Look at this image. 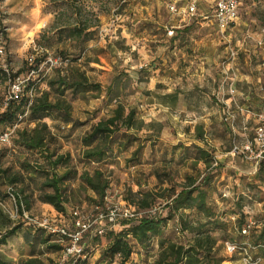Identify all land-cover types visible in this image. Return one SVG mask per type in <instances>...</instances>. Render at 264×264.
Returning <instances> with one entry per match:
<instances>
[{
    "label": "rangeland",
    "instance_id": "1",
    "mask_svg": "<svg viewBox=\"0 0 264 264\" xmlns=\"http://www.w3.org/2000/svg\"><path fill=\"white\" fill-rule=\"evenodd\" d=\"M215 1L201 2L199 15L190 19L184 13L190 0H0V114L5 112L8 79L26 74L30 68L28 60L32 57L37 60V66L44 65L38 78L37 92L40 94L50 90L48 82L58 70H66L80 55L83 59L77 65L92 83L102 87L101 91L78 96L67 93L66 99L72 105V123L66 124L56 113L43 121L55 138L47 149L56 157L65 158L57 171L63 174L71 170L74 173L64 184L69 198L67 216H59L55 211L46 212L42 203L37 201L40 186L45 180V176L39 174L35 181L27 182L34 191L32 206L28 209L24 205V212L15 210L13 214L3 211L1 234H5L6 228H23L28 223L25 215L34 221L47 219L54 226L72 229L69 218L73 212L90 216L94 204L104 208L129 205L125 200L130 190L134 193L160 192L161 188L183 184L188 176L198 178L199 183L205 182L204 173L211 158L228 152L235 139L230 125L224 121V99L230 97V87L223 88L224 81L231 79L239 94H244L235 98L237 104L243 105L246 104L243 98L247 90L244 83L247 77H251L256 84L251 91L256 99L251 108L256 114L264 113V0H239L240 17L229 41L222 39L210 18ZM173 4L179 13L170 12L169 6ZM80 15L90 19L95 26L89 31L92 33L86 41L69 40L66 36L61 39L59 28L76 22ZM206 17L210 19H204ZM172 27L175 31L173 37L168 32ZM231 49L238 53L234 61L230 60ZM87 59L92 62H87ZM49 60H57L58 63L50 69ZM116 77L125 88L119 99L117 92L111 98L107 95ZM54 99L52 94L51 100ZM117 100L124 104L127 113L135 108L138 120L145 126L140 131L122 129L110 141L113 152L109 151L105 161L98 164L88 162L84 159L86 148L83 138L94 125L113 114ZM211 107H214L212 116L219 120L205 128V120L210 119L206 113ZM215 111L220 112L214 114ZM237 123L238 114L235 125ZM159 125H162L161 130ZM35 127L36 123L26 117L18 130ZM199 128L203 129V139L212 142L211 147L204 145L210 155L206 164L197 160V149L203 145L199 139ZM5 129L0 125V133ZM236 138L237 143H243L238 134ZM17 140L18 137L9 144H0L1 167L19 170L26 160L30 164L35 165L38 161L47 166L41 153L20 148L16 145ZM139 147L140 153L134 156ZM185 149L189 152L183 155ZM234 166L230 172L243 176V179L240 177V187L236 183L229 184L227 177H223L221 186L213 180H207L204 185L208 205L226 224L224 230L213 232L218 240L216 257L222 261L221 264H243L238 255L229 253L228 244L248 241L257 247L254 254L261 259L259 264H264V244L258 238L264 227V176H249L253 171L251 168L250 172L244 173L239 168L236 170L240 165ZM96 169L105 172L111 182L104 202L94 201L97 197L93 192L80 188L82 173H93ZM223 174L226 176L227 171ZM226 186H229L231 195L225 200L221 193ZM8 188L10 186L0 180L1 198L7 199ZM12 188L19 193V187ZM156 206L159 208L157 217L166 220L163 235L146 245L132 239L133 255L127 264H155L163 239L183 245L193 239L191 234L183 232L179 216L168 219L170 209L166 201L160 199ZM145 212L139 211L143 217L147 216ZM184 214L191 222L199 217L196 210H188ZM247 221L248 224H256L259 228L257 234L251 229L249 236L241 235ZM135 224L137 222L132 225ZM27 228L40 234L35 242L37 257L44 264H63L62 252H49L41 244L50 233L45 229V232L38 230L33 223ZM128 229L116 226L113 231L107 229L103 236L93 231L85 241L88 260L83 264H121L119 257H105V251L111 243V232L120 233ZM4 251L9 252V247ZM27 260L28 257L21 258L19 264Z\"/></svg>",
    "mask_w": 264,
    "mask_h": 264
},
{
    "label": "trees",
    "instance_id": "2",
    "mask_svg": "<svg viewBox=\"0 0 264 264\" xmlns=\"http://www.w3.org/2000/svg\"><path fill=\"white\" fill-rule=\"evenodd\" d=\"M94 27L90 19L83 18L82 15H80L76 19V22L59 28L58 35L61 39L66 36L69 40L74 39L85 42L90 33H92L89 31ZM64 56L67 57V54H64ZM82 57L83 56L80 55L78 58L72 60V64L69 65L66 70L61 68L57 71L56 76L48 82L49 91L40 94L37 92L39 91V84L35 87L36 93L28 115V118L36 123L34 129L18 130V126L21 122L20 117L27 111V105L30 99L29 93L32 91L34 85L32 83L27 86L25 95L21 101L11 102V104L5 108V112L0 114V125L6 127L5 131L0 134L8 133L17 126L16 134L13 138L15 139L18 137L16 145L28 152L41 153L42 157L47 162V166L41 165L38 161L34 165L28 163L26 160L21 164L19 170H14L12 167L3 168L0 165V180L11 188L19 187L20 189L18 194L21 198L17 195L19 207L23 204V206L27 205V208L30 209L32 206V198L34 199V191L32 192L31 185L27 184V182L35 181L38 175L42 174V176H45V180L40 186L39 196L36 198L37 201L51 206L59 216H67L66 204L69 202V198L66 195L67 191L66 188L64 189V184L71 180L74 173L71 170L63 174L57 171V168L64 164L65 158L64 156L56 157L47 149L49 144L55 142V138L50 132L48 125L43 123V121L52 113H56L66 124L72 123V105L66 99L67 93L70 92L73 96H78L90 91H101V85L92 83L86 72L82 70L81 66L77 65L78 61L83 59ZM87 62H92V60L87 59ZM35 65L37 66V61ZM27 73L8 79V93L10 84L19 77H26ZM128 81L131 82V78L128 77ZM124 89L123 85L119 82V78L116 77L113 85L108 88L107 95L111 98L114 92H117V98L119 99V95L122 94ZM52 94L55 96L53 101L51 100ZM117 101V107L114 109L113 114L94 125L91 131L83 138V144L86 148L84 159L88 162L98 164L105 161L108 158L109 151L113 152L110 141L122 129L127 132L140 131L145 126L143 121L138 120L137 110L135 108H131L127 113L124 104H122L120 100ZM150 126L154 127L152 125ZM159 128L161 130L162 125H159ZM198 130L199 139L204 142L203 129L199 128ZM233 145L234 144L231 143L229 152L233 150ZM140 151L141 148L139 147L134 152V156H138ZM186 151V153L189 152L188 150ZM197 152L199 154L197 160L204 161L206 164V160L210 157L208 150L200 147L197 149ZM214 161L215 158H211L207 170L204 173V181L213 180L215 184L221 186V184H223L221 177L226 169L225 166L220 163V160L219 165L214 167ZM46 167L50 170L46 169ZM155 173L157 177H161L157 171ZM259 174L264 176V164H261ZM80 179L81 189L93 192L97 197V199L94 198V201L99 200L104 202L107 191L110 189L111 185L110 178L105 172L100 169H96L93 173L85 171L80 176ZM198 181V178L188 176L183 184L165 189L161 188L160 192L134 193L132 190L129 191L125 201H127L129 205L135 207L138 212L148 211L154 208L156 202L160 199L166 201L167 207L170 209V216L168 219L179 216L183 232H187L193 236V239L187 245L178 244L165 239L161 240V252L155 264L222 263V261L218 260L216 257L218 240L213 236V232L215 230H224L226 224L223 218L217 215L214 209L208 205V196L204 189L205 182L202 184ZM162 185H164V182ZM0 199L3 198L0 197ZM98 207H101V205L94 204V206H92V211ZM188 210H196L199 215L198 219L191 222L188 216L184 214L185 211ZM1 216L5 217L3 210L0 208V217ZM6 220L8 223H11L8 218ZM69 220L73 225V214H71ZM135 222H137V224L132 225ZM165 222V219L160 220L158 217L150 218L148 216H142L138 220L122 222L119 226L123 229L129 227V229L122 230L120 233L111 232V243L105 251V257L111 259L119 257L121 259V264H127L133 255L131 240L134 239L142 245L150 243L154 238L163 235L162 228ZM26 225L31 226L32 223L28 221ZM247 225L248 221L244 225V228ZM21 229V226H14L10 229L6 228L5 234L0 233V264H15L3 255L1 247L7 246L8 241L15 237ZM37 229L45 232L42 228L37 227ZM258 229L255 224L252 227V232L257 234L259 232ZM90 234L91 233H88L84 236V242ZM48 235V239L42 240L41 244L46 246L49 252H62L64 247L59 243V236L52 234ZM258 238L259 241L264 244V227L261 228ZM262 244L259 246H262ZM20 264H44V262L38 257H33L25 262H20Z\"/></svg>",
    "mask_w": 264,
    "mask_h": 264
},
{
    "label": "built area",
    "instance_id": "3",
    "mask_svg": "<svg viewBox=\"0 0 264 264\" xmlns=\"http://www.w3.org/2000/svg\"><path fill=\"white\" fill-rule=\"evenodd\" d=\"M206 0H190L187 6V13L190 18L196 17L198 14V6L201 2ZM170 12L172 14L179 13V10L175 4L169 6ZM240 17V2L239 0H217L215 6L213 7V18L219 29V32L224 40L229 41L228 31L229 29L237 23ZM169 35L173 36L174 32L169 31ZM0 49V53H1ZM237 52L234 49L230 50V60L234 61L237 58ZM36 59L30 58L29 71L26 77H19L14 82L10 84V89L8 96L5 100L4 107L7 108L11 102H19L25 95V90L27 86L32 83L33 89L29 93V103L27 105V111L23 116L20 117V121L28 117L30 107L33 104L34 96L36 93L35 87L40 83V74L43 72L44 65L36 66ZM51 63L50 69L57 65L58 61ZM62 63V61H61ZM229 86V95L231 98L237 96V89L232 84V80L227 78L223 83V88ZM239 111L243 113V108L237 107ZM249 112V111H248ZM251 114V113H249ZM256 121V129L254 131V138L247 139L243 143H237V132H236V121L237 114L233 103L225 102L224 107V121L230 125L232 134L235 136L233 142V150L230 155L235 157H241L243 160L253 166L254 173L258 174L261 164H264V113L253 114ZM17 126H15L8 133L0 134V144H9L16 134ZM245 131L247 132V127L245 126ZM219 165L218 158H215L214 167ZM231 191L229 188L225 187L222 192V197L224 199H229ZM0 208L9 214H13L15 210L18 212L22 210L24 212L23 204L19 207L18 197L14 189L11 187L7 189V199H0ZM159 208L156 206L144 214L150 218H155L158 216ZM143 214L139 213L135 207L130 205L124 206H112V207H98L92 211L90 216L81 215L79 211L73 212L74 223L72 229L59 228L49 223V221H34L28 215L25 218L32 222L36 227L45 229L48 233L52 235L59 236V243L64 247L62 251L63 264H83L88 260L87 249L85 247L84 236L88 233L96 231L98 235L103 236L106 230H112L114 227L119 226L124 221L138 220ZM255 223L250 222L242 230L241 235L246 237L251 233L252 227ZM257 247H254L250 242L242 243H230L228 244V251L231 255H238L241 258L243 264H259L261 259L255 256L254 251Z\"/></svg>",
    "mask_w": 264,
    "mask_h": 264
},
{
    "label": "crops",
    "instance_id": "4",
    "mask_svg": "<svg viewBox=\"0 0 264 264\" xmlns=\"http://www.w3.org/2000/svg\"><path fill=\"white\" fill-rule=\"evenodd\" d=\"M216 1H215V3H216ZM198 15H199V7H198V14L196 15V17ZM210 18H211L212 22L214 23V25L216 26V28L218 29V27H217V25L215 23V20L213 18V8H212V12H211ZM210 18L206 17L204 19H210ZM190 19H192V18H190ZM236 24L233 25L228 31L229 40H230V38L233 37V31L235 29ZM169 31H173L174 34H175L174 27L169 29ZM218 31H219V29H218ZM229 69L230 68H227V71H229ZM245 81H246V83H244V85H247V90H246V94H245V96L243 98V101H246V104H243V105L237 104V102H236L237 100L235 98L238 95H244V94H239L238 90H237V96L235 98L229 97L227 99H224V103L225 102L233 103L235 111L238 114V123H237L238 125H236V132L239 135V139L241 140V142H244V141H246L249 138L253 139L254 138V134H255L254 131L256 129V121H255L254 116H253V114H256V111L253 110V108H251V106H253V102L256 101V99L254 98V94L251 92L256 84H254V82H253L251 77H247ZM238 88H239V86H238ZM249 103H250V105H249ZM257 103H261V101H257ZM237 107L243 108V110H244L243 113L241 111H239ZM254 107L259 108V106H254ZM212 110L214 111V107H211V109L207 110L206 117H207V119L208 118H210V119L205 120V123H206L205 124V128L206 127L207 128L210 127L214 122H217L219 120L218 117L212 116ZM218 112H220V111H218ZM218 112L215 111L214 114L218 113ZM249 113H251V114H249ZM245 126L247 127V132L245 131ZM211 143L212 142L210 140L206 139L203 142V145H200V147L202 149H204L205 146L206 147H211L212 146ZM186 152H187L186 149L183 150V155H185ZM216 158H218L220 160V163L225 166V169L227 171V175L225 176L223 174L224 176L221 177V180L224 181L223 177H227L228 180H229L228 181L229 184L236 183V186L240 187V183H241L240 177L243 179V176L239 175L237 172H230L231 171L230 169H232L233 167L235 169L236 166H234V165H240L239 167L237 166V168H236L237 171L239 169H241L244 173H248V172H250V168H251V170H253V171H252V173L250 172L251 174L249 173V176H252V175L260 176L259 173L258 174L254 173L253 166L251 164L245 162L243 160V158H241V157H236V158L230 157V152L229 151L228 152H224V153H222V152L219 153V155ZM249 181H251V180L249 179ZM226 187L229 188V186H226ZM16 194L19 196L18 193H16ZM42 206H43V209L46 212H49V211L54 212L55 211L49 205L42 204ZM27 227H30V225H26L25 224L23 226V228L21 229V232H19L15 237L11 238L8 241V245L7 246L1 247V252L3 253V255L7 259L13 261L15 264H19V260L21 258L28 257L30 259V258H33V257L34 258L37 257V255H36L37 250H36L35 242H36L37 237H39L40 234H36V232L31 231ZM6 247L7 248L9 247V252L8 251H4V248H6Z\"/></svg>",
    "mask_w": 264,
    "mask_h": 264
}]
</instances>
